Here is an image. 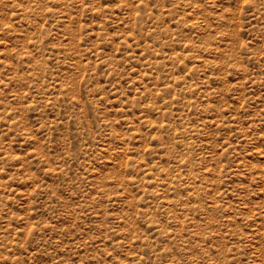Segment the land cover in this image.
Here are the masks:
<instances>
[{
  "label": "rangeland",
  "instance_id": "rangeland-1",
  "mask_svg": "<svg viewBox=\"0 0 264 264\" xmlns=\"http://www.w3.org/2000/svg\"><path fill=\"white\" fill-rule=\"evenodd\" d=\"M0 264H264V0H0Z\"/></svg>",
  "mask_w": 264,
  "mask_h": 264
}]
</instances>
